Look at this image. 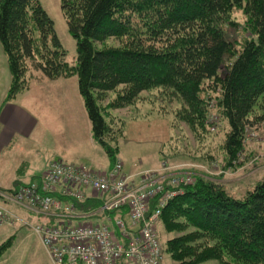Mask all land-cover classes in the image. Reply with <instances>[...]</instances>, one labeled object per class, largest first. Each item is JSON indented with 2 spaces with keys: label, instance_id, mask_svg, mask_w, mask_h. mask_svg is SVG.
Returning <instances> with one entry per match:
<instances>
[{
  "label": "trees",
  "instance_id": "obj_1",
  "mask_svg": "<svg viewBox=\"0 0 264 264\" xmlns=\"http://www.w3.org/2000/svg\"><path fill=\"white\" fill-rule=\"evenodd\" d=\"M242 2L60 0L76 41V62L69 65L39 0H0V44L11 73L5 99L27 89L36 72L38 80L75 74L92 137L113 163L118 147L106 137L100 104L109 93L118 91L110 107H124L143 90L160 86L175 91L191 110L201 104L203 85L210 84L220 90L219 104L229 126L224 149L232 161L246 129L264 120L254 113L264 103V0H244L251 36L240 49L231 48L224 37L223 27L233 23L232 10ZM108 38L125 40L117 47L99 45ZM226 56L232 58L228 64L223 63ZM219 185L194 174L193 182L162 208L159 222L166 230L194 229L166 242L164 250L173 264L222 260L223 251L242 264H264V178L242 198ZM98 203L88 199L79 208H98ZM210 239L217 244L210 245ZM12 240L0 241V256Z\"/></svg>",
  "mask_w": 264,
  "mask_h": 264
},
{
  "label": "rangeland",
  "instance_id": "obj_2",
  "mask_svg": "<svg viewBox=\"0 0 264 264\" xmlns=\"http://www.w3.org/2000/svg\"><path fill=\"white\" fill-rule=\"evenodd\" d=\"M39 2L54 23L55 32L65 49L67 63L74 65L76 41L67 29L60 0ZM243 6L244 0L232 10L233 23L223 27L225 39L236 50L251 36L248 16L244 13ZM124 40L108 38L99 45L117 47ZM0 59L8 68L1 44ZM231 60L232 58L226 56L223 63L228 64ZM38 76L39 73L29 79V88L20 91L35 92V97L27 95L25 102L27 110L35 116L38 124L29 137L24 141L15 139L2 153V191L26 184L31 178L39 176L53 160L94 169H106L120 160L129 173L134 174L157 169L158 167H154L158 164L159 169L166 165L172 169L190 170L195 175L217 182L225 192L235 198H242L264 178V120L246 129L236 158L229 160L224 149L229 126L219 104L220 90L210 88V84L203 85L199 93L201 104L192 106L191 110L183 104L175 91L160 86L143 90L133 103L124 107H110L109 102L114 98V92L118 91L116 89L109 93L107 99L100 104L108 126L106 137L111 141L116 140L118 147L115 161L110 163L103 148L92 139L88 117L91 137L86 133V125L83 124L81 115L86 117L87 113H83L84 105L77 86V76L74 74L61 79L44 78L41 82ZM40 92H44V97ZM50 92H58L59 96L51 98ZM77 97L83 106L82 113L77 108ZM262 105L263 107L254 110L255 114L264 116V103ZM60 106L65 112L72 108V113L69 112L68 115L71 116L74 112L73 122L59 118L55 110ZM186 110L189 111L187 116H193L187 117ZM29 172L38 174L29 178ZM13 226L17 227L7 224L0 226V241L14 236L12 243L0 256V264H51L36 235L28 227ZM186 229L166 230L163 222L156 224L163 248L169 239L194 230L191 227ZM209 244L216 245L217 241L210 239ZM224 260H230V264H242V261L232 258L225 251L222 260L211 258L202 264H224ZM162 264H173L166 249L163 251Z\"/></svg>",
  "mask_w": 264,
  "mask_h": 264
},
{
  "label": "built area",
  "instance_id": "obj_3",
  "mask_svg": "<svg viewBox=\"0 0 264 264\" xmlns=\"http://www.w3.org/2000/svg\"><path fill=\"white\" fill-rule=\"evenodd\" d=\"M193 180L166 165L130 174L120 160L106 169L53 160L14 192L0 190V225L29 226L52 264H162L161 210ZM88 199L99 207L80 209ZM8 201L60 221L31 224Z\"/></svg>",
  "mask_w": 264,
  "mask_h": 264
},
{
  "label": "crops",
  "instance_id": "obj_4",
  "mask_svg": "<svg viewBox=\"0 0 264 264\" xmlns=\"http://www.w3.org/2000/svg\"><path fill=\"white\" fill-rule=\"evenodd\" d=\"M9 71H10L9 67L8 68L5 67L4 61H1V59H0V157H1L2 153H4L8 149V147L11 145V143L15 139H21L24 141L27 137H29L31 132L35 129V127L38 124V120L35 118V116L30 111L27 110V105H26L27 103L25 102V98L27 99V95L35 97V92H19L15 95V97L13 99L8 100V101L5 99L6 94H7V90L9 88V85L11 82V76H9ZM34 76H37V72L34 73L33 77ZM39 77H40V74L37 78H39ZM61 78L62 77L57 78V79H61ZM43 80H44V78H42L39 81L41 82ZM40 93L44 97V92H40ZM72 93L76 94V92H72ZM53 96L58 97L59 96L58 92H56L54 94H53V92H50V97L53 98ZM77 101H78L77 108H78L79 112L82 113V107L83 106L81 105L80 98L77 97ZM83 111H84L83 113H86L85 108H83ZM55 112L59 116V118H61V119H66V120H69L70 122L74 121V112L71 116L68 115L69 112L72 113V108H70L69 111L65 112V111H63V108L60 106V107L56 108ZM85 115H86V117L81 115V119L83 120V124L86 125V129H87L86 133L88 135H90L91 130H90V126H89V121L87 119V114H85ZM89 130H90V132H89ZM90 137H91V135H90ZM159 166L160 165L158 164L154 168H157V167L159 168ZM123 168L126 172H129V170H127L125 168L124 164H123ZM36 174H38V173L34 174L32 172H29L27 174V176H29V178H30L31 176L36 175ZM29 181H27V183ZM5 204L15 214L27 219V221H29L31 224L38 223V222H47V223H54L55 224V223L60 221L59 218H55L53 216H46V215H40V214H34L32 212H28L27 210L22 209L20 206L16 205L13 202L8 201ZM3 225H5V224H3ZM8 226L17 227V226H13V225H8ZM18 227H28L31 230V232L34 235H36L29 226L18 225ZM36 237L39 239V237L37 235H36ZM13 239H14V236H13ZM39 242H40V240H39ZM40 244H41V242H40ZM45 253H46V255L50 261V258H49L46 251H45ZM50 263H51V261H50Z\"/></svg>",
  "mask_w": 264,
  "mask_h": 264
},
{
  "label": "bare ground",
  "instance_id": "obj_5",
  "mask_svg": "<svg viewBox=\"0 0 264 264\" xmlns=\"http://www.w3.org/2000/svg\"><path fill=\"white\" fill-rule=\"evenodd\" d=\"M47 216V215H46ZM35 224V223H34Z\"/></svg>",
  "mask_w": 264,
  "mask_h": 264
}]
</instances>
